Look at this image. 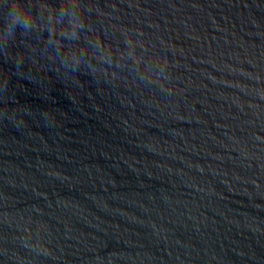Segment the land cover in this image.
Instances as JSON below:
<instances>
[{"label": "water", "instance_id": "water-1", "mask_svg": "<svg viewBox=\"0 0 264 264\" xmlns=\"http://www.w3.org/2000/svg\"><path fill=\"white\" fill-rule=\"evenodd\" d=\"M97 6L148 75L0 57V264H264V0Z\"/></svg>", "mask_w": 264, "mask_h": 264}, {"label": "clouds", "instance_id": "clouds-1", "mask_svg": "<svg viewBox=\"0 0 264 264\" xmlns=\"http://www.w3.org/2000/svg\"><path fill=\"white\" fill-rule=\"evenodd\" d=\"M0 8V57L11 60L14 71L28 60L70 83L111 73L148 75L151 46L134 31L111 27L115 7L106 12L97 0H0ZM20 39L27 45L17 51Z\"/></svg>", "mask_w": 264, "mask_h": 264}]
</instances>
